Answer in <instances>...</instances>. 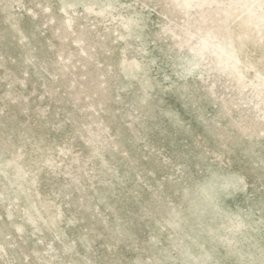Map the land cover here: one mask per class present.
<instances>
[{"label": "rangeland", "instance_id": "rangeland-1", "mask_svg": "<svg viewBox=\"0 0 264 264\" xmlns=\"http://www.w3.org/2000/svg\"><path fill=\"white\" fill-rule=\"evenodd\" d=\"M122 1L127 5L135 4V0ZM135 6L141 7V2L137 1ZM0 9V61H4V64L0 65V166L10 165L6 173L0 175V190L10 185L13 190L18 191V185L12 183L15 173L12 166V144L20 145L24 142L22 151L26 153L25 163L29 164L26 172L35 177L40 199L48 205L50 214L57 215L56 226L63 231L59 238L54 228L41 221V234L45 242L56 247L54 251L42 249L44 257L53 260V264H74V259L91 251L94 264H264V122L262 126L259 125L257 133L245 134L241 127L243 122L236 120L234 114L227 113L226 109L220 111L219 106L202 99L200 93L205 90L200 87V91L198 86L191 82L190 93L185 96L151 92V96L145 101L151 104V109L134 112L138 118L134 120L132 129L136 130L139 139L133 143L132 139L127 138L131 133L129 124L126 123L132 118L121 116L127 110H133L131 100L141 94L140 84L134 81L132 85L120 90V96H110L105 108L111 107L119 118L110 124L104 133L106 140L102 144L92 142L88 138L90 132H99L102 128L99 120L106 119L108 114L103 112L104 109L100 106L95 112L92 104L97 103L98 97L87 96L83 91L89 82L87 73L99 71L100 68L104 71L116 54H112L108 47L106 49L97 45L96 49H91L95 57L88 58L74 42L78 32L70 30L66 38H60L58 24L61 12L58 0H0ZM161 10V5L152 6V16L160 17L159 21L168 22L166 17L159 14ZM122 12L126 13L125 10ZM104 22L98 23L96 16L90 15L88 19H81L77 29L93 25L92 28L97 26L98 29L104 30L112 23L109 20ZM90 43L88 39L82 46L89 49ZM106 45L110 48L118 46L116 42H107ZM149 47L156 55V61L152 65L154 76H159L158 73L173 76L170 57L154 42H151ZM60 53L71 54V60L66 62L70 66L60 63L63 58ZM249 55L251 60H255L264 69V41L252 43ZM12 74L21 78L23 83L20 80L15 84L11 83L9 78ZM102 78L104 79V76H101ZM165 85L169 83L165 82ZM9 90L20 95L22 100L7 97ZM216 90L219 103H222L225 96V100L231 99L232 92L221 85V82L217 84ZM197 107H202L210 123L215 124L216 121L218 127L224 131V145H217L212 139L207 141L199 137V144L195 146L190 138L185 139L177 133L176 128L164 117V110L172 109L182 114L189 126L202 131L204 123L198 121L197 112L192 111ZM56 113H59L58 116ZM118 127L121 128V136H117ZM40 134L44 135L45 144L53 147L48 152L54 161L51 166L42 162L37 164L41 159L40 152L33 149L34 140ZM22 138L23 141H20ZM190 150L201 154L194 157ZM118 151V154H121L119 156ZM217 151H221L220 158L215 153ZM197 160L200 166L197 165ZM88 166L91 169H88ZM209 169H237L243 173L245 189L235 192L225 203L230 211L240 213L245 219L244 224L247 225L233 242L225 240L227 230L220 219L207 217L203 219V223L192 225L199 238L192 240L187 237L188 245L198 251L197 244L204 242L210 253V258L205 263H198L193 258H187L182 247L184 241L179 239L181 234L189 230L187 227L173 230L167 221L169 213L163 209L162 204L166 203L168 208L176 212H185L189 205L184 190L193 191L192 184L201 179ZM56 176L57 178H54ZM73 178H79L86 183L82 189L93 196L91 201L98 209L94 214L86 212L85 220L68 223L69 218H79L83 213L82 207L70 202L79 196L77 187H81L72 182ZM65 190L70 192L69 196L63 194ZM103 193L106 199L100 201L98 197ZM24 201V205H29L37 217L38 213L32 206L31 197L26 194ZM60 210L63 212L61 217ZM102 217L106 218V223L99 221ZM3 221H6V218L0 208V226H5ZM254 222L262 224L261 233L256 236L250 228L255 226ZM108 227L112 228V233L106 229ZM251 236L258 239L260 246H254ZM2 237L8 240L12 235L5 232ZM32 239L35 240L36 237L32 236ZM7 240L2 239L6 247L18 250L8 254L0 251V264H42L30 250V247L34 246L32 242L26 247L23 240L17 238L18 243L8 246L5 242ZM84 240L86 242H83ZM85 243H88L90 248L85 246ZM66 244L75 247L67 250Z\"/></svg>", "mask_w": 264, "mask_h": 264}, {"label": "bare ground", "instance_id": "bare-ground-1", "mask_svg": "<svg viewBox=\"0 0 264 264\" xmlns=\"http://www.w3.org/2000/svg\"><path fill=\"white\" fill-rule=\"evenodd\" d=\"M137 1L141 2V7L135 6ZM58 2L60 4L61 12L60 22L58 24V27L61 31L60 38H66L70 30L71 32H78L76 37L72 35L75 38H73L74 42L80 46V49L87 54L88 58L95 57V53L92 52L91 49L95 48L97 45H101L104 48L108 47L112 54H116L114 56L115 58H111L112 61L107 64V67H110L107 68L104 66V71L100 68L102 71L99 69V71L87 73L89 82L83 91L87 96L98 97L97 103L92 104L94 107L93 110L95 112L99 110L98 107L100 106L102 107V110L104 109L103 112L108 114L106 119L101 118V120H99V125H102L101 130L99 132H90L88 138H90L92 142H100V144H102L106 140L104 133L109 129L110 124L113 122L115 123L119 118V116H117L112 111L113 109L111 107L107 106L105 108L106 104L108 103L107 101L112 96H120V90L132 85L134 81H137L140 84L141 94H137L134 98H132L131 107L133 110H127L121 116L122 118L124 116L132 118L129 123H126L129 124V130L131 133V135L129 137L127 136V138L132 139L133 143L139 139L136 130L132 129L134 120L138 118V115H136L134 112L140 113L141 110L146 109V111H149L151 109V104L145 102L146 99L151 96V92L159 91L162 95L171 93L177 94L179 97H181L190 93L191 82L197 85L199 90L200 87L205 90L204 92L200 93V97L202 99L219 106L220 111L226 109L227 113L234 114V118L236 120L239 119L240 122H243L244 124L241 127H243L245 134H248V132L257 133L259 125L264 122V69L261 68V65L255 60L253 61L249 58L251 44L262 43L264 41V9L261 8V0H135V4L130 5H127V3H124L122 0H58ZM183 4H188L190 7L178 6ZM156 5L162 6V10L159 14L166 17L168 22L159 21L160 17L152 16L151 8L152 6ZM124 10L126 12L125 14L122 12ZM80 13H83L84 15H81ZM90 15H95L98 23L104 22L106 20H109L112 23L104 30L98 29L97 26L92 28L93 25L92 27H82L81 29H77L81 19H88ZM47 22L49 21L47 20ZM103 24H105V22ZM156 24L158 27H156ZM88 39L91 41V43L89 45V49H85V47L82 46V43ZM107 42H116L118 46L110 48L108 45H106ZM151 42H154L159 49H161L170 57V66L172 67L173 76L161 73H158L159 76H154L152 65L156 61V55L152 53L151 48L149 47ZM63 50L64 49H62V51ZM60 56L63 57L60 63H62L64 66H68L69 64H66V62L71 60V54L65 55L64 53H60ZM3 64L4 61H0V65ZM55 71L56 69L54 70V73ZM101 76H104V79H101ZM9 79L10 82L14 84L19 80L21 83H23V80L17 77L16 74H12ZM52 79H54V76ZM165 82H168L169 85H165ZM220 82L221 85L223 84L227 90L229 89L232 92V96L229 94L231 99L228 98V100H225V96L222 100V103H219L216 94V86L218 83L220 84ZM69 83H71V81ZM221 95L222 94H220V96ZM6 96L15 100H22V97L15 94V92L12 90H9L6 93ZM70 104L72 105V103ZM192 111L197 112L196 119L198 121H203L204 124L202 125V131H198L197 127L189 126V123L186 122L183 115L172 109L164 110V117H166L173 127L176 128L175 130L177 133L183 135L185 139L186 137L187 139L190 138L195 146L199 144V137L207 141L212 139L217 142V145H224V131L218 127L217 122L213 120L215 124L210 123L209 119L205 117L202 107H197ZM56 114L58 116L59 113ZM120 130L121 128L118 127L117 136L122 135ZM263 130L264 128L262 131ZM27 134H25L26 137ZM20 141H23V138L20 139ZM23 143H19L20 145H16L14 143L12 144V166L15 169L12 183H16L19 189L18 191H15L10 187V185H8L7 187L0 190V208L3 210V215L6 218V221H3L5 226H0V251L8 254L10 251L12 253H16L18 250L6 247V245L3 244L4 241L2 243V239L7 240L6 238L2 237L4 233L7 232V235H12L11 239L5 241L7 242L6 244L8 246L18 243L17 238H21L23 243L26 244V247L29 246V242H32L34 246H31L30 250L33 252L35 257L42 264H53V260L43 256L42 249L54 251L56 247L45 242V238L41 234L43 231L41 221L54 228L59 238L61 237L63 231L58 229L56 226L57 215L54 216L50 214L48 205L40 199V192L37 189V181L35 177L29 176V174L26 172V167L29 164L25 163L26 153L22 151L24 145ZM68 144H70V142ZM34 145L35 146L33 150L39 151L41 156V159L39 162H37V164L42 162L51 166L52 162L54 161H52L53 159L51 160L48 152L52 150L53 147L45 144V138L43 134H40L35 138ZM75 147L76 146H74V148ZM190 152L193 153L194 157H198L201 154L200 152H196L194 150H190ZM118 153L119 151L117 154ZM215 153L219 158L222 155L221 151H217ZM119 155L121 154H118V156ZM52 156L53 155H51V157ZM202 161L203 160L201 158L200 162ZM200 162L197 160L198 166H200ZM8 166L10 167L9 164L0 166V175L6 173ZM88 169H91V167L88 166ZM54 178H57V176ZM72 182L76 186L79 185L81 187H77L80 191L79 196L71 199L70 202L82 207L83 213L79 218H69L68 223H74L79 219L85 220L86 212H91V214H94V212L98 209L97 206L91 201L93 196L90 193L84 192V189H82L86 183L81 181L79 178H73ZM192 185L193 191L188 189L184 190V195L187 197V203L189 205L185 212H176L171 208H168L166 203H163L162 205H164L163 209L165 208L164 210L169 213L167 221L173 230L177 231L178 229H182L184 227H187L189 230L188 232L181 234L179 238L180 240L184 241L182 247H184V252L186 253L187 258H193L197 260L198 263H205L210 258V253L205 247V243L201 242L197 244L199 246L198 251L194 250V248L188 245L189 240L186 239L187 237H190L192 240L199 238L198 234L195 233V227L192 225L195 223H203V219L207 217L214 218L216 220L220 219L221 223L225 225L227 230V238L225 240L228 242H233L237 235L243 232L242 228L246 227L247 224H244V217L238 212L230 211L225 202L226 199L234 195L235 192L244 190L246 183L244 181L243 173L237 169L231 171H225L223 169H209L201 179L195 181ZM24 193L25 195L27 194L29 198L31 197L32 206L38 213L37 217L31 211L29 205H24ZM63 194L65 196H69L70 192L65 190ZM98 199L100 201H105V194L103 193L102 196L98 197ZM110 209H112V207H110ZM62 213V210H60V217L62 216ZM99 221L104 223L107 222L106 218L104 217L100 218ZM253 224H255V226H251L250 228L253 230L252 232L255 233L254 236H256L261 233L262 224L260 225L259 223L257 224L255 222ZM106 229L111 233L113 232L111 227ZM248 233L253 234L251 231H248ZM32 236L36 237V239L33 240ZM250 238H252L254 246H260L256 237L253 238L251 236ZM83 242L86 241L84 240ZM47 246L49 249L46 248ZM85 246L90 248L88 243H85ZM74 247L75 245H65L67 250H72ZM19 248L22 247L19 246ZM90 252L81 255L77 259H74V264H94L92 253Z\"/></svg>", "mask_w": 264, "mask_h": 264}, {"label": "snow or ice", "instance_id": "snow-or-ice-1", "mask_svg": "<svg viewBox=\"0 0 264 264\" xmlns=\"http://www.w3.org/2000/svg\"><path fill=\"white\" fill-rule=\"evenodd\" d=\"M180 7H190L188 4L178 5ZM261 8L264 9V0H261Z\"/></svg>", "mask_w": 264, "mask_h": 264}]
</instances>
